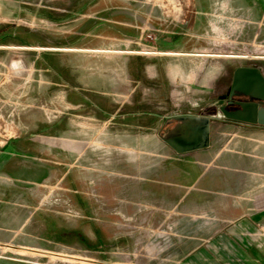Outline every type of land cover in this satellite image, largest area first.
Instances as JSON below:
<instances>
[{"label": "rangeland", "instance_id": "1", "mask_svg": "<svg viewBox=\"0 0 264 264\" xmlns=\"http://www.w3.org/2000/svg\"><path fill=\"white\" fill-rule=\"evenodd\" d=\"M196 1L0 0V264H187L198 246L194 252L204 249L211 260L233 254L224 241L238 239L234 230L248 217L218 212L212 199L223 192L213 185L208 207L198 186L188 184L185 166L196 162L213 183L224 176L220 161L235 129L221 123L218 96L234 69L264 70V59L251 56L264 55V43L234 38L235 31L248 38L250 25L235 14L237 1L210 0L212 42L204 53L226 56L193 57L202 68L194 80L221 68L225 85L210 80L214 89L196 88L184 99L174 80L177 58L149 53L159 51L157 36L185 26ZM121 4L144 10V18L134 14L138 36H122L123 29L100 20ZM253 30L260 41L261 24ZM127 61L135 66L126 72ZM144 61L156 63L157 73H147L151 84L170 83L172 107L186 102L177 114L209 119L207 147L178 154L167 146L162 137L175 119L160 134L149 115L121 119L116 108L151 98V84L133 89ZM163 108L146 105L154 114ZM239 175L227 193L232 200L257 186L250 174L242 185Z\"/></svg>", "mask_w": 264, "mask_h": 264}, {"label": "crops", "instance_id": "2", "mask_svg": "<svg viewBox=\"0 0 264 264\" xmlns=\"http://www.w3.org/2000/svg\"><path fill=\"white\" fill-rule=\"evenodd\" d=\"M235 1L238 3L234 4V8L237 9L235 10V14H237L239 18H248L250 25L248 38L243 37L242 31L237 33L235 31L234 38L239 36L240 41L245 38L249 39L251 44H258L259 42L263 44L264 0ZM244 1L245 5H243ZM190 8L191 9L184 15L185 26H177L172 28V31L168 34L161 35L159 37L157 36L155 40V46L159 51L155 54L149 53V55L154 56H171L177 58L180 69L174 76V80L178 82V87L181 89L180 95H183L185 97L184 99H186V95H189V93L191 96H193V90L196 88H206L208 90L214 89V86L212 87L211 85H206V83H208L210 80L213 81L214 84H218L220 81H222L224 83L223 85H225V72L224 69L222 70L221 68H214L212 73L210 71L207 72L206 77H201L200 79L198 78L197 80H194V74L201 72L202 68L194 67L193 57L226 55L204 53V46L212 42L211 37L208 36L209 29L207 26L208 21L211 18V13H213V9H215V7L211 4V1H196V4H193ZM109 9L113 10L112 13H110L109 16L106 15L104 18L101 17V21H105L109 24L112 23V25H110L111 28L123 29L124 32L121 35L127 38H131V34H137L136 36L139 35V33L134 31V29L139 28L140 19H136L134 14L140 15L137 16L138 18H144L143 9L139 10L138 8H135L129 4L110 5ZM118 13H121L122 15H117ZM259 23L263 29V32L260 36V41L255 40L256 38H254L255 33L253 30L254 24ZM182 31H191L199 36L196 39H189L181 35ZM111 39H113L112 41L117 40L116 38ZM219 43L222 42L219 41ZM111 52H122L127 53L128 55H130V53H134L130 51ZM251 56L264 59V57H260L264 56L262 54H253ZM127 64H124V70L128 68V71H130V67L135 66L132 64L130 66L128 61ZM139 65L140 68H138L137 71L138 73L141 72L143 76L142 79L137 81L138 85L134 86L133 89H137V91L141 93V87H145L147 84L149 85L152 83L149 82L151 76L147 74L148 71H153L152 73H157V71L155 62L152 63L144 61ZM250 67L258 69L264 78V70L261 67ZM150 68L152 70H150ZM171 70L172 69H169L167 72L171 73ZM125 71L127 72V70ZM131 71L135 72V69ZM222 75V79H224L220 80ZM149 86H151V98H144V100L141 99V102H139L140 99L138 102H128L127 104L116 108V110L122 113V120L130 118L135 119V117L136 120H138L137 118L139 117L145 119L146 115L154 117V121L160 122L159 128L156 131L157 134H160L164 127H167V125L171 124V122L174 121L177 116H181L180 114H177L176 111H181L182 113L186 108V102L180 103L178 107H172L169 101L171 94L170 83L158 84V82L155 81ZM113 92V95H118V93H121V91ZM149 104L153 105L154 111L164 107L163 112H160L159 114L147 112L146 105ZM172 113L174 114L172 115ZM110 119L111 118L109 117L107 120ZM221 123L224 125H231L235 129V131H233V138L228 141L231 144L227 151L229 156L222 158L220 161L221 166H223L222 169H220L222 170L220 173H222L224 176L219 177L218 181L213 183L210 176H205L204 174L201 175L199 169L197 168L196 162L187 163L191 165L190 167L188 165L185 166L186 169L190 168L187 172V178L190 180L188 184H191L192 186H198L197 191L202 193L203 202L204 200H207L208 207L212 194L211 185L216 186V190H218V192H223V194L218 195L217 199H212L216 201V205L214 206L217 207L218 212H243L241 217H248V219H244L236 226L234 230V238L237 237L238 239H235L233 242L224 241L226 248H234L235 251L232 255H226L219 257L218 259L215 258L211 260V257L208 255V253L204 252V249L201 253L194 252L197 250L199 247L198 246L196 249H193L190 252L192 254L189 256V258H186V262L187 264H264V185L263 183L260 184V182L264 179V126L227 122L226 120H223ZM188 155L186 156L190 157ZM239 171L242 174L241 177L239 175V180L241 181L242 185L248 186V181L244 175L246 174L249 176L250 174L251 177L254 178L249 177V179L251 178V181L255 180L257 186L256 188L251 187L248 192L245 188H242L241 192L243 194L244 192H247V195H242L241 197L232 200L233 198L230 195H227V193H231V186L237 183V179L235 176L233 177V173H239ZM213 190L215 189L213 188ZM228 236L229 235L225 234L223 239H229Z\"/></svg>", "mask_w": 264, "mask_h": 264}, {"label": "water", "instance_id": "3", "mask_svg": "<svg viewBox=\"0 0 264 264\" xmlns=\"http://www.w3.org/2000/svg\"><path fill=\"white\" fill-rule=\"evenodd\" d=\"M239 96L248 100L231 101V98ZM225 98L229 100L222 105ZM217 105L226 121L264 126V78L259 70L252 67L236 68L227 94L219 98ZM175 122L174 127L162 137V141L174 152L187 153L208 146V118L187 115L175 118Z\"/></svg>", "mask_w": 264, "mask_h": 264}, {"label": "flooded vegetation", "instance_id": "4", "mask_svg": "<svg viewBox=\"0 0 264 264\" xmlns=\"http://www.w3.org/2000/svg\"><path fill=\"white\" fill-rule=\"evenodd\" d=\"M230 84H231V80H230ZM229 87H230V85H229L228 88L224 91V94L218 97V101H217V103L219 102V98H220V97H222V96H224V95L227 94ZM228 100H229L228 98L223 99V101H222L223 104H222V105H225V104L227 103ZM247 100H248V99H247L246 97H243V96H239V97H233V98H231V101H238V102H243V101H247ZM217 103H216V106H217V108H218Z\"/></svg>", "mask_w": 264, "mask_h": 264}, {"label": "trees", "instance_id": "5", "mask_svg": "<svg viewBox=\"0 0 264 264\" xmlns=\"http://www.w3.org/2000/svg\"><path fill=\"white\" fill-rule=\"evenodd\" d=\"M227 122H231V121H227ZM235 123V122H234Z\"/></svg>", "mask_w": 264, "mask_h": 264}]
</instances>
